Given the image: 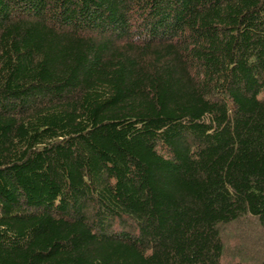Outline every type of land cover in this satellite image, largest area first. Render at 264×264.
<instances>
[{"label":"trees","instance_id":"16d2710c","mask_svg":"<svg viewBox=\"0 0 264 264\" xmlns=\"http://www.w3.org/2000/svg\"><path fill=\"white\" fill-rule=\"evenodd\" d=\"M254 227L264 0H0V264H264Z\"/></svg>","mask_w":264,"mask_h":264},{"label":"rangeland","instance_id":"374dc122","mask_svg":"<svg viewBox=\"0 0 264 264\" xmlns=\"http://www.w3.org/2000/svg\"><path fill=\"white\" fill-rule=\"evenodd\" d=\"M243 225H245V227H248V228H251L250 227V225L247 223V224H243ZM240 226H241V223H238V225H233L232 226V228L231 229H228V231L227 232H230L231 234H232V236H233V239L231 240V241H234V245H235V247L237 246V245H239L240 243H239V237H240V235H241V232H240ZM257 227H254L253 229L254 230H256L255 232H253L252 233V235H249L248 233H247V231L245 230L244 232L247 234V238H244V240L245 241H243L242 240V244L243 243H249V241H250V243L249 244H254V245H257V244H261L263 241H264V239H262V242L260 241V240H256V239H258V236L255 234L256 232H257V229H256ZM234 229H236L235 230V232H233V230ZM228 237H231L229 234H228ZM256 239H255V238ZM260 238V237H259ZM233 243V242H232ZM231 243V244H232ZM244 245V244H243ZM249 248V247H248ZM245 253L247 254V252L248 253H251V251L253 250V249H247L246 248V246H245ZM254 252H255V250H254Z\"/></svg>","mask_w":264,"mask_h":264}]
</instances>
